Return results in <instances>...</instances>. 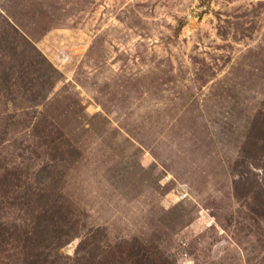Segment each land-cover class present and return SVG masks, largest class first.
<instances>
[{"label":"rangeland","instance_id":"374dc122","mask_svg":"<svg viewBox=\"0 0 264 264\" xmlns=\"http://www.w3.org/2000/svg\"><path fill=\"white\" fill-rule=\"evenodd\" d=\"M36 260L264 264V0H0V264Z\"/></svg>","mask_w":264,"mask_h":264},{"label":"trees","instance_id":"16d2710c","mask_svg":"<svg viewBox=\"0 0 264 264\" xmlns=\"http://www.w3.org/2000/svg\"><path fill=\"white\" fill-rule=\"evenodd\" d=\"M56 208H57V206L55 205V206H54V209H56ZM52 240H53V239H52ZM37 254H38V256H44L46 259H48V258H47V255H45L46 252H44V250L38 252ZM47 254H48V252H47ZM36 261H37L39 264H42V263H40L38 260H36ZM36 261H35V262H36ZM46 261H47V260H44V264L46 263ZM33 263H34V260H33Z\"/></svg>","mask_w":264,"mask_h":264}]
</instances>
